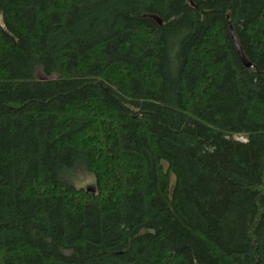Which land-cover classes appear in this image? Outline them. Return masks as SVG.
<instances>
[{"label": "trees", "instance_id": "obj_1", "mask_svg": "<svg viewBox=\"0 0 264 264\" xmlns=\"http://www.w3.org/2000/svg\"><path fill=\"white\" fill-rule=\"evenodd\" d=\"M0 264H264V0H0Z\"/></svg>", "mask_w": 264, "mask_h": 264}, {"label": "rangeland", "instance_id": "obj_2", "mask_svg": "<svg viewBox=\"0 0 264 264\" xmlns=\"http://www.w3.org/2000/svg\"><path fill=\"white\" fill-rule=\"evenodd\" d=\"M34 76L36 78H54L55 74L45 75L39 68H36L34 71ZM238 140L244 141L243 136H236ZM67 182L73 185L75 188L90 189L94 190L95 188V176L89 172L84 166H77L73 168L68 177Z\"/></svg>", "mask_w": 264, "mask_h": 264}, {"label": "water", "instance_id": "obj_3", "mask_svg": "<svg viewBox=\"0 0 264 264\" xmlns=\"http://www.w3.org/2000/svg\"><path fill=\"white\" fill-rule=\"evenodd\" d=\"M231 37L234 40V45H235V48H236V51H237V54H238L240 60L243 62V64L246 67H249L250 66V63L246 60L245 56L243 55L242 49L239 46V44L237 43V41H236V39L234 37V34L232 32H231Z\"/></svg>", "mask_w": 264, "mask_h": 264}]
</instances>
